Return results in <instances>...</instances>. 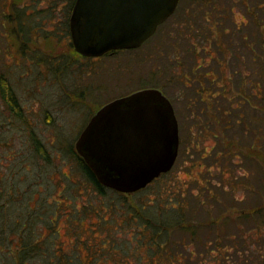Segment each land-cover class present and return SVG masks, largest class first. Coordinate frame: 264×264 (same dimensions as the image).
<instances>
[{"label":"rangeland","instance_id":"obj_1","mask_svg":"<svg viewBox=\"0 0 264 264\" xmlns=\"http://www.w3.org/2000/svg\"><path fill=\"white\" fill-rule=\"evenodd\" d=\"M190 1L180 0L175 12L140 47L85 58L76 53L70 33L63 30L67 0H0V74L9 78L23 113H10L0 97V178L6 182L13 178L22 161L19 176L24 180L16 183L22 191H33L35 197L55 204L49 217L57 215L53 222L57 242L69 246L84 238L101 249L105 235L113 253L107 263L160 264L165 255L152 253L141 235L145 230L141 210L161 217L174 207L183 211L185 228L173 229V224L168 231L172 244L168 264H262L264 225L258 236V221L250 219V213L247 219L240 217L259 199L257 193L250 194L255 162L243 155L253 130L250 124L225 129L216 125V137L203 126L208 117L200 110L201 105L213 108L214 101L222 99V86L235 93L246 78L235 50L236 46L243 50L245 70L250 65V29L257 33L258 26L250 27L241 12L235 13L237 27L231 18L227 20L228 32L216 37L224 50L219 65L218 46L207 29L196 24L197 20L208 25L200 19L202 6L199 12L197 5H187ZM16 10L28 13L21 18L23 31L18 29ZM260 15L262 29L264 14ZM208 52L213 53L211 58ZM194 77L202 78L201 85ZM146 87L159 88L177 115L180 141L175 163L135 193L108 189L100 193L78 169L77 136L102 104ZM241 119L247 120L246 115ZM34 138L47 159L36 151ZM228 149V158H223L221 152ZM25 171L29 176L21 175ZM254 177L264 187V167ZM223 216L230 221L221 222ZM44 227V236L52 237L50 226ZM86 253L83 248L82 255Z\"/></svg>","mask_w":264,"mask_h":264},{"label":"water","instance_id":"obj_2","mask_svg":"<svg viewBox=\"0 0 264 264\" xmlns=\"http://www.w3.org/2000/svg\"><path fill=\"white\" fill-rule=\"evenodd\" d=\"M179 0H74L70 39L84 56L139 47ZM178 125L168 98L144 88L115 97L91 115L75 149L102 185L130 193L169 171L178 155Z\"/></svg>","mask_w":264,"mask_h":264},{"label":"trees","instance_id":"obj_3","mask_svg":"<svg viewBox=\"0 0 264 264\" xmlns=\"http://www.w3.org/2000/svg\"><path fill=\"white\" fill-rule=\"evenodd\" d=\"M73 3L74 0H67V8L63 21L66 23L63 30L65 32L67 31L68 35L69 16ZM236 3L247 7L248 11H250V27L251 24L258 26L257 33H253V30L250 29L249 129L250 131L253 130V136L251 135L252 141L246 145L247 151H244L243 155L256 163L253 164V168L251 167L252 170H250V194L257 193L259 199L256 200V204L252 205L250 209H247L248 213H241L242 216L240 217H245L247 219L250 213V219L253 218L255 222L258 221L256 224L258 236H262V225H264V198L262 197L264 195L261 191H263L262 188L264 187L261 183H256L257 178L255 179L254 177L252 179V174L258 172L260 167H264V28H259L258 24V21L262 20L260 14H264V0H250V2L249 0H191L187 5H197L196 9L199 12L202 6L200 19L206 20V24L208 23V25L202 24V22L197 23V20L196 24L198 27L203 25L205 27L204 30L207 29L209 36L213 39L214 44L220 46L222 41L220 38L216 40V37L221 35V33L225 34L228 32L229 26L225 23L230 19L231 12L235 5H237ZM192 9V11H194L195 8L193 7ZM16 11L18 29L19 31H23L25 26L24 23L21 22V18L28 13L22 10ZM206 39L210 42L208 37H206ZM76 53L79 56L88 58L77 51ZM208 55L212 56V52H209ZM44 59H46V57H44ZM47 59L51 62L53 60L51 57ZM255 71H257V73H255ZM0 97H2L6 105H8L10 113L16 116L23 115L18 95L13 89L9 78L2 73L0 74ZM238 114L240 115L241 113ZM238 121L237 123H240V119H238ZM245 122V120H241V123L246 124ZM33 142L36 151L43 156L44 159H47L41 143L35 138ZM228 153L229 152L226 151L223 158L227 159ZM76 156L78 160V169L83 173L87 181L100 193L108 189L96 180L95 175L86 163H84L82 158L78 154H76ZM21 163L22 161L17 165L18 168L13 172V178L9 181L6 182L5 178H0V264H109L107 263V259L111 258L113 253L108 246L111 239L105 235L101 237V249H97L93 243L84 238L75 240L69 246L55 240L53 222L57 215L55 218L51 219L49 217V212L55 211L56 206L55 204H50L51 202L47 200L45 201V198L41 195L35 197L33 191H27V193L22 191L21 185H17L16 182H22L24 180L19 176L22 168ZM21 175L27 176L28 173L25 171V173ZM135 192L130 193L132 194ZM200 203L203 204L204 201L200 199ZM173 208L170 209L173 211L167 213L168 215L162 214L161 217L152 212L150 213V211L147 213L141 210L144 219L142 218L143 221L140 222L145 228L141 235L144 236L146 246L152 253L159 252L165 255L160 259V264H168V257H166V255L169 254V244H172L167 240V236L169 234L168 231L172 229L171 225L174 224L173 229L183 230L185 228L181 226V222L185 217H183V211L181 213L178 209L174 210ZM181 208L183 209V206H181ZM187 211L188 210H186V212ZM221 211L226 212L227 210L222 209ZM77 212H71V214L77 215ZM74 217H72V219ZM230 218L231 217H224L221 222L226 224L230 221ZM74 221L76 222L75 219ZM212 221L213 220H210L209 222L212 223ZM44 225L50 226L52 237L46 238L44 236ZM192 230L191 235H196L194 228H192ZM224 235L225 232L222 233V236ZM83 248L89 251V253L82 255ZM106 255H108V257ZM109 255H111V257ZM261 263L264 264V260L261 261Z\"/></svg>","mask_w":264,"mask_h":264},{"label":"flooded vegetation","instance_id":"obj_4","mask_svg":"<svg viewBox=\"0 0 264 264\" xmlns=\"http://www.w3.org/2000/svg\"><path fill=\"white\" fill-rule=\"evenodd\" d=\"M179 2H180V0H179ZM249 2H250V0H249ZM236 4L237 5H235L233 11L231 12V16H230V18L233 20V23H235V27H237L236 26V24H237L236 22L237 21L234 20L235 19V13L236 12H241V14H243L245 16V19L247 21H250V11H248V8L242 6L241 4H238V3H236ZM177 6H178V4H177ZM177 6H176V8H177ZM175 10H174V12H175ZM246 20H242L241 23H246L247 22ZM161 24H159V25H161ZM159 25L157 26L156 30L158 29ZM156 30H155V32H156ZM136 48H138V47H136ZM203 48H205V47H203ZM129 49H135V48H129ZM129 49H116V50L108 51V52H106V53H104V54H102L100 56H87V57L88 58H99V57H102V56L107 55V54H113V53H115L117 51H127ZM236 49H237V50H235L236 51V54H237V56H238V58L240 60V70L243 71L244 73H246V78L245 79H241L240 83L237 84L235 93L230 92L229 89L226 86H224V87L222 86V89L219 92V95H220V97L222 99H220V100L219 99H216L214 101V103H213V108L210 107V104L209 103L204 104V105H201V107H200V110L203 111L204 115L208 117L207 119H205L203 121V126H207L209 128V132H211L212 134H214L216 137L218 136L217 133H216V129H217L216 128V125H219L220 128L225 129V128L230 127L232 125H235L237 122H239L238 119H240V123H241V120H242L241 118H243L245 115H246V118H247V120H245L246 121L245 122L246 124H243V123H241V124L244 125V126H247V124H250V65L246 67V69H245L246 71L244 69H242V66H246V63L245 64H242V60H241V58L244 56L243 50H240L239 51V46H236ZM216 51H218V53H220L219 60H217V62L220 65V64H222V62L224 60V58L222 56V53L224 52V50L222 49L221 45L220 46L218 45V50H216ZM249 52H250V50L248 51V53ZM208 54H209V52H208ZM212 56H213V53H212ZM248 58L250 59V55H248ZM205 60H206V58H205ZM218 74L220 76L223 75L222 70H221V66H219V73ZM206 75H208V73L205 74V78H206ZM184 76L187 77L188 76L187 73ZM193 79H198V83L201 85L202 78H195L194 77ZM225 87H226V89H225ZM146 88L156 89V90H159L161 93H163L159 88H156V87H146ZM140 89H144V88H140ZM134 91H136V90H134ZM134 91H132V92H134ZM198 91L199 90L196 89V92H198ZM132 92H130V93H132ZM130 93H128V94H130ZM235 94H236V96H234ZM201 99H202V96H201ZM168 100H169V98H168ZM169 102L172 105V103H171L170 100H169ZM172 108H173V105H172ZM173 112H174V115H175V118H176V122H177V125H178V134H179V122H178L177 115L175 113L174 108H173ZM238 113H241V114L239 115ZM212 121H213V124H212ZM232 144H233V142H232ZM221 145H224V142L221 143ZM178 152H179V144H178ZM228 152H229V149H228ZM225 153L221 152L222 157H223V155Z\"/></svg>","mask_w":264,"mask_h":264}]
</instances>
